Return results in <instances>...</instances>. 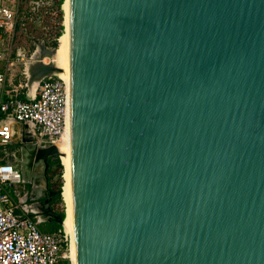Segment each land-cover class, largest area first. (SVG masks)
I'll list each match as a JSON object with an SVG mask.
<instances>
[{
    "label": "water",
    "instance_id": "obj_1",
    "mask_svg": "<svg viewBox=\"0 0 264 264\" xmlns=\"http://www.w3.org/2000/svg\"><path fill=\"white\" fill-rule=\"evenodd\" d=\"M68 5L78 264H264V0ZM33 40L32 90L62 71ZM32 140L21 151L47 186L34 194L63 225L48 174L61 152Z\"/></svg>",
    "mask_w": 264,
    "mask_h": 264
},
{
    "label": "built area",
    "instance_id": "obj_2",
    "mask_svg": "<svg viewBox=\"0 0 264 264\" xmlns=\"http://www.w3.org/2000/svg\"><path fill=\"white\" fill-rule=\"evenodd\" d=\"M45 4L54 2L30 0L34 11ZM25 15L24 0H0V45L15 41ZM9 47L0 46V148L5 156L0 159V264H72L71 237L64 224L54 231L42 228L48 218L34 192L44 195L47 186H40L38 162L30 170L29 189L18 156L27 159L21 151L23 138L31 137L37 148L58 146L69 125V79L61 74L45 77L30 100L19 97L17 88L7 92L10 68L19 60L25 64L31 60L23 48L13 58ZM24 74L28 79L26 68ZM58 158L54 180L64 182L62 152Z\"/></svg>",
    "mask_w": 264,
    "mask_h": 264
},
{
    "label": "rangeland",
    "instance_id": "obj_3",
    "mask_svg": "<svg viewBox=\"0 0 264 264\" xmlns=\"http://www.w3.org/2000/svg\"><path fill=\"white\" fill-rule=\"evenodd\" d=\"M65 1L66 0H63L61 7H58V5H56L58 0H53L54 5L45 4L41 6L39 9H36V11H34L31 8L30 0H24V14H26L24 16L25 19L24 20L25 23L23 24L24 27L23 28L20 27L22 30L19 29L17 30L15 35V41L13 43H5V44H1L0 46H10L8 51H10L13 58H16L14 54L16 53V50H18L19 48H23L26 51H28L29 56H31V54L36 49V44L33 38L40 42L41 41L45 42L48 48H54V46H52V43L55 40H58V38L60 41V37L64 33L66 28L65 11L63 9V4L65 3ZM25 31H27L28 34L25 33ZM60 31H61V35L58 36V33ZM58 47H60V44ZM46 61L50 62L51 58L46 57ZM13 66L19 68L22 67V65L20 64H18V66L17 65H13ZM13 76L15 77L16 75ZM13 147H17V146L13 145ZM1 150L2 148H0V151ZM53 160L54 159L51 158V162ZM63 180L64 182L62 181V185H64L65 183V179ZM55 209L59 211H65L66 213V203L64 198L62 199L61 202L55 204ZM45 224H47L46 225L47 227L58 229L57 228L58 223L47 221L45 222ZM52 228L49 230H53Z\"/></svg>",
    "mask_w": 264,
    "mask_h": 264
},
{
    "label": "bare ground",
    "instance_id": "obj_4",
    "mask_svg": "<svg viewBox=\"0 0 264 264\" xmlns=\"http://www.w3.org/2000/svg\"><path fill=\"white\" fill-rule=\"evenodd\" d=\"M63 9L65 11V24L66 28L62 36L60 37V47H57L54 55L51 57V61L54 64L58 65L62 71L60 74L69 79V33H68V22H69V5L68 0L63 4ZM42 47L39 46L35 53L34 57H40L42 55ZM46 61V57L44 58ZM47 62V61H46ZM33 84V88L35 87V83ZM69 125L64 133L62 139L58 142V147L62 152V162L64 165V176L65 183L63 185V198L66 203V218L64 220V227L66 232L71 237V262L72 264H78L77 261V253L74 245V232H73V222L71 218V202H70V158H69ZM41 186V182H40Z\"/></svg>",
    "mask_w": 264,
    "mask_h": 264
},
{
    "label": "crops",
    "instance_id": "obj_5",
    "mask_svg": "<svg viewBox=\"0 0 264 264\" xmlns=\"http://www.w3.org/2000/svg\"><path fill=\"white\" fill-rule=\"evenodd\" d=\"M21 28H18V29L19 30H22ZM25 33H27V31H25ZM16 53L14 54L15 56H16ZM18 64L22 65V67L19 68V67H14L13 66L14 68L11 67L10 70H9V73H8V82H7V85H6V91L7 92H10V90H14L15 88H17L18 89V96L19 97H22L23 99H26V100H30L32 98L33 92H32V89H30L28 86H26L27 85V78H26V76L24 74V72H25V65L26 64H25V62L20 61V60L18 62H16L15 65L18 66ZM13 75H16V76L14 77ZM10 146L11 145H9L8 147H10ZM0 159H5V156H4V153L2 152V150L0 151ZM29 184L32 185V182H29ZM45 185L46 184H44V181H42L41 187L44 188ZM46 225L47 224L42 225L43 229L45 228L46 231H54V230H56V229H53L52 227H47ZM51 228L53 230H49Z\"/></svg>",
    "mask_w": 264,
    "mask_h": 264
},
{
    "label": "flooded vegetation",
    "instance_id": "obj_6",
    "mask_svg": "<svg viewBox=\"0 0 264 264\" xmlns=\"http://www.w3.org/2000/svg\"><path fill=\"white\" fill-rule=\"evenodd\" d=\"M18 156H19V162L22 165V169L24 170V173H25V181H26L25 186L30 189L32 187V185H30L29 182H28V179H29V176H30V170H29V167L27 165L28 161H27V159H24L23 157H21L20 154H18ZM53 159L54 160L52 162H51V159H50V166H49V170H48L49 179H50V181H49L50 187H51L52 183L54 184V183L58 182L57 180H54V177L58 174V171H59V169H58V162H59L58 159L59 158L57 157V158H53ZM37 167H38L37 168V171H38L37 174L39 175L40 180L41 181H45V164L42 161H39L38 164H37ZM52 203L54 204V200H53ZM54 207H55V204H54Z\"/></svg>",
    "mask_w": 264,
    "mask_h": 264
},
{
    "label": "trees",
    "instance_id": "obj_7",
    "mask_svg": "<svg viewBox=\"0 0 264 264\" xmlns=\"http://www.w3.org/2000/svg\"><path fill=\"white\" fill-rule=\"evenodd\" d=\"M62 3H63V0H58V2H57L56 5H58V7H61ZM59 35H61V31L58 33V36H59ZM61 36H62V35H61ZM59 44H60V41L58 42V40H55V41L52 43V46H54V47H58ZM58 160H59V159H58ZM61 186H62V181L56 182V183H54V184H53V183L51 184V187H52V189H54V190H60V191H62ZM62 199H63V198H62L61 195L55 197V199H54V204H57L58 202H61ZM60 213L63 215L64 218L66 217V213H65V211H60ZM61 227H62V224H57V228H61Z\"/></svg>",
    "mask_w": 264,
    "mask_h": 264
}]
</instances>
